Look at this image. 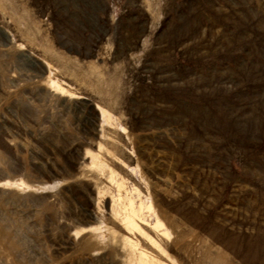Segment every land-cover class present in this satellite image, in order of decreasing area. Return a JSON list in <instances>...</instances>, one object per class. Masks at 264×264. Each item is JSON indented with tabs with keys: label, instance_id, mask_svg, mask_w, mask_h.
I'll list each match as a JSON object with an SVG mask.
<instances>
[{
	"label": "rangeland",
	"instance_id": "1",
	"mask_svg": "<svg viewBox=\"0 0 264 264\" xmlns=\"http://www.w3.org/2000/svg\"><path fill=\"white\" fill-rule=\"evenodd\" d=\"M0 264H264V0H0Z\"/></svg>",
	"mask_w": 264,
	"mask_h": 264
},
{
	"label": "trees",
	"instance_id": "2",
	"mask_svg": "<svg viewBox=\"0 0 264 264\" xmlns=\"http://www.w3.org/2000/svg\"><path fill=\"white\" fill-rule=\"evenodd\" d=\"M73 164H75V161L73 162Z\"/></svg>",
	"mask_w": 264,
	"mask_h": 264
}]
</instances>
